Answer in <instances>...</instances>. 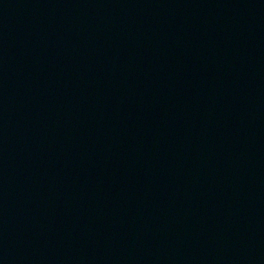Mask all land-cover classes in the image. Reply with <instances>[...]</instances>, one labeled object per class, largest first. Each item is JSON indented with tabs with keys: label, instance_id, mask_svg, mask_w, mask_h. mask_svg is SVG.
<instances>
[{
	"label": "water",
	"instance_id": "95a60500",
	"mask_svg": "<svg viewBox=\"0 0 264 264\" xmlns=\"http://www.w3.org/2000/svg\"><path fill=\"white\" fill-rule=\"evenodd\" d=\"M0 264H264V0H0Z\"/></svg>",
	"mask_w": 264,
	"mask_h": 264
}]
</instances>
